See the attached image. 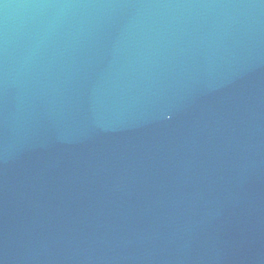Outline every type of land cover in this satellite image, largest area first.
<instances>
[{"label": "water", "instance_id": "water-1", "mask_svg": "<svg viewBox=\"0 0 264 264\" xmlns=\"http://www.w3.org/2000/svg\"><path fill=\"white\" fill-rule=\"evenodd\" d=\"M0 264H264V0H0Z\"/></svg>", "mask_w": 264, "mask_h": 264}]
</instances>
